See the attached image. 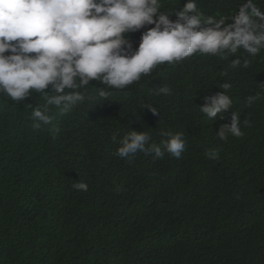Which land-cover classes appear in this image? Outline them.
Masks as SVG:
<instances>
[{"label": "trees", "instance_id": "1", "mask_svg": "<svg viewBox=\"0 0 264 264\" xmlns=\"http://www.w3.org/2000/svg\"><path fill=\"white\" fill-rule=\"evenodd\" d=\"M187 2L161 0V11L174 21ZM195 2L229 23L247 0ZM254 3L264 11V0ZM140 37L131 34L134 48ZM225 83L233 101L225 118L200 114ZM165 85L170 95L154 94ZM105 87L81 89L86 99L69 114L52 106V123L39 130L28 104H44L40 94L24 103L0 95V264H264V100L246 102L264 95V50L161 65L96 97ZM232 111L249 125L221 141L216 133ZM130 131L157 144L167 139L161 132L183 133L186 150L179 159L141 152L128 162L115 153ZM217 148L219 159H209ZM77 182L88 190L74 189Z\"/></svg>", "mask_w": 264, "mask_h": 264}, {"label": "clouds", "instance_id": "2", "mask_svg": "<svg viewBox=\"0 0 264 264\" xmlns=\"http://www.w3.org/2000/svg\"><path fill=\"white\" fill-rule=\"evenodd\" d=\"M161 7V0H0V95L24 103L34 92L40 94L44 104L34 109L28 104L31 127L39 130L52 123V106L69 114L86 99L81 89L94 81L106 86L96 90V97L106 99L111 90L123 91L161 65L176 66L209 55L222 61L240 50L254 58L264 50V11L254 0H247L229 23L223 17L204 16L195 0H188L174 21ZM137 32L141 37L134 48L130 36ZM240 65L238 57L231 66ZM249 65L244 59L243 67ZM221 87L223 94L206 97L200 114L225 118L233 104L226 94L231 84ZM154 94L170 95L171 89L160 86ZM258 100H264L260 92L246 102L251 106ZM143 107L159 115L152 105ZM230 116V124L216 133L221 141L242 137V129L249 125L236 111ZM161 135L167 139L157 144L149 132L130 131L119 141L115 155L128 162L141 152L154 154V159L165 153L181 158L186 150L183 133ZM112 139L116 142L117 134ZM219 152L212 149L206 155L216 160ZM72 187L88 190L84 182Z\"/></svg>", "mask_w": 264, "mask_h": 264}]
</instances>
